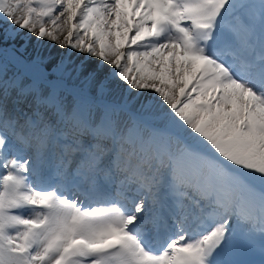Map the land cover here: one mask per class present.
Wrapping results in <instances>:
<instances>
[{
    "label": "snow or ice",
    "instance_id": "6c2138e0",
    "mask_svg": "<svg viewBox=\"0 0 264 264\" xmlns=\"http://www.w3.org/2000/svg\"><path fill=\"white\" fill-rule=\"evenodd\" d=\"M0 264H264V0H0Z\"/></svg>",
    "mask_w": 264,
    "mask_h": 264
},
{
    "label": "rangeland",
    "instance_id": "374dc122",
    "mask_svg": "<svg viewBox=\"0 0 264 264\" xmlns=\"http://www.w3.org/2000/svg\"><path fill=\"white\" fill-rule=\"evenodd\" d=\"M53 51H54V52H56V51H60V50H59V49H55V48H54V49H53Z\"/></svg>",
    "mask_w": 264,
    "mask_h": 264
}]
</instances>
